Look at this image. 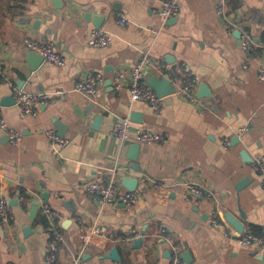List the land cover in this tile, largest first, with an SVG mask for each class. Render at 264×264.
Listing matches in <instances>:
<instances>
[{
  "label": "crops",
  "instance_id": "obj_1",
  "mask_svg": "<svg viewBox=\"0 0 264 264\" xmlns=\"http://www.w3.org/2000/svg\"><path fill=\"white\" fill-rule=\"evenodd\" d=\"M162 1L0 0V101L7 95L15 100L17 90L66 91L36 104L35 113L24 118L15 102L0 106L5 121L21 135L13 143L0 129V198L13 215L6 222L0 219V264H45V203L61 214L64 240L58 264H71L77 256L80 264H170V241L181 244V254L189 250L191 262L184 264H262V253L238 243L240 233L224 213L238 219L241 233L264 230V188L260 174L246 161L264 159V79H259L264 0L227 2L230 20L260 39L253 53L244 51L235 30L225 27L215 10L217 0H177V15L166 21L158 15ZM92 28L109 31L114 40L105 47L90 45ZM30 39L51 41L65 64L43 58L30 73ZM143 53L163 68L146 76H197L210 95L193 102L175 91L160 98L159 111L132 101L128 86L116 89L112 81ZM89 72H102L103 80L86 97L73 88ZM97 115L101 120L95 129ZM119 117L132 122L126 140L110 133ZM139 127L163 135L164 141L137 142L134 129ZM48 128L69 142L60 147L48 140ZM226 138L230 145L224 147ZM135 143L139 147L133 162L129 154ZM124 177L138 179L133 206L104 203L86 193L85 183L93 178L128 191L121 184ZM186 183L203 186L213 197L184 198ZM212 208L219 210L223 227L209 222ZM76 217L86 227L109 231L111 238L93 237L83 249ZM160 225L166 228L163 238L156 236ZM130 229L142 233L139 248H132L133 240H122ZM112 247L118 250L117 260L102 256Z\"/></svg>",
  "mask_w": 264,
  "mask_h": 264
},
{
  "label": "built area",
  "instance_id": "obj_2",
  "mask_svg": "<svg viewBox=\"0 0 264 264\" xmlns=\"http://www.w3.org/2000/svg\"><path fill=\"white\" fill-rule=\"evenodd\" d=\"M227 2L228 0H217L216 12L224 18L225 27L229 30H238L240 33V46L244 51L247 52H258L259 44L255 41L251 32L243 25L236 24L235 21L230 20L227 14ZM179 5L177 0H164L162 1L161 8L158 10V15L166 21L177 15ZM119 22L124 24L126 18L121 15ZM114 36L107 30L102 28H92L88 33V43L94 47H105L112 43ZM27 46L30 50L37 52L42 55L45 61L48 63L62 66L65 64V58L61 53H58L54 49V45L51 41H39V40H27ZM149 70L156 72H162L163 68L153 61L148 53L138 59L133 65L125 70L118 71L112 81L113 86L119 89L123 85H127L130 93V99L132 101H141L150 105L155 111H159L161 108L160 97H158L154 89L149 86L145 80L146 73ZM259 79H264V65L259 68ZM103 80L102 72H89L84 78L75 82L73 90L81 93L86 97H91L96 91V88ZM169 81L174 87L175 91L178 92L182 97L189 101H198L196 95V89L199 84L197 76L184 75V76H172ZM66 93L65 90L56 89L51 92L35 91L25 92L17 90L14 92L15 106L17 107L20 118H24L28 115L35 113L34 108L38 103L45 102L50 96L62 95ZM0 129L5 131L9 139L13 143H17L21 135L18 131L11 128L3 118L0 111ZM132 130V122L129 117L117 118L110 129V133L120 140H126L130 137ZM246 130V127L241 128L240 132ZM46 138L60 147L65 146L69 140L61 136L54 128H48L44 130ZM134 139L139 143H153L163 142L164 136L156 133L150 128L139 127L134 129ZM224 147L230 145V139L226 138L223 141ZM251 167L260 174L261 185L264 188V159L256 158L251 161ZM3 183L0 180V189ZM85 190L88 195L98 196L104 203H115L121 202L128 206H133L137 202V196L132 191H120L117 190L114 185L110 182H106L97 178H93L85 183ZM203 196L213 197V194L201 185L193 183L185 184V191L183 197L188 199L190 196ZM42 213L47 217L48 220V233L49 238L46 243V253L44 256L45 264H58L57 252L61 243L64 240L59 219L61 214L52 209L48 204L41 206ZM13 218L7 201L4 198H0V219L2 221H8ZM208 220L216 228H221L224 225V221L220 219V212L217 208H212L208 214ZM78 227L80 228V239L82 248L84 249L93 237H99L103 239L111 238V233L107 230H102L97 225L86 227L83 224V220L80 217H76ZM166 233V228L160 225L159 231L156 236L163 238ZM142 236L136 229H130L122 238L123 241H132L134 238ZM237 241L240 245L248 248H254L260 253L264 254V230L260 233L254 232H243L240 233ZM169 254L170 264H184L182 259V247L179 242H169ZM71 264H80V257L77 256L73 259Z\"/></svg>",
  "mask_w": 264,
  "mask_h": 264
},
{
  "label": "water",
  "instance_id": "obj_3",
  "mask_svg": "<svg viewBox=\"0 0 264 264\" xmlns=\"http://www.w3.org/2000/svg\"><path fill=\"white\" fill-rule=\"evenodd\" d=\"M90 13H86L85 17L88 20V16ZM91 19H97L99 20V18L95 15H90ZM174 19V17L170 18L169 20ZM96 26V25H95ZM97 27V26H96ZM233 35L238 39V42L240 43V33L239 31L235 30L233 32ZM256 42H259L260 39L259 38H255ZM167 60L169 59V57H166ZM26 61L29 62V71L30 73L35 71L37 69V67L39 66V64L43 61V56L38 54L37 52L30 50V52L28 53L27 57H26ZM168 62V61H167ZM146 82L148 85H150L156 95L158 97H164L167 96L169 94H172L175 92L174 87H172L169 79L167 77H157L155 75H147L146 76ZM210 95V91L208 86L206 85V83H200L199 87H198V91H197V96L198 97H206ZM15 100L13 99L12 95H7L4 96L1 101H0V106L1 105H10V104H14ZM135 115V114H134ZM101 120V116L97 115L94 118V128L97 129L98 128V124L100 123ZM131 120L134 121H140V119L135 118L134 116L131 117ZM236 140V137H233L231 139V142L233 143ZM138 147L139 144L135 143L130 147V154H129V158L134 162L136 160V156H137V151H138ZM242 154H244L246 156L245 152H242ZM246 161H252V159H250V157L246 159ZM133 167L137 168V166L135 165V163H132ZM138 179L136 177H124L121 179V184L122 186L128 190V191H132L134 192V190L136 189V185H137ZM224 217L227 220V222L238 232L241 233L243 231V225L238 221V219H236L233 215L229 214V213H224ZM28 229V228H26ZM143 242V237H137L133 239L132 242V248H139L142 245ZM167 255L170 256L169 252H167ZM103 257H108V258H112V259H119V255H118V250L116 247H112L110 248L106 253H103L102 255ZM182 259L187 262L190 263L191 262V255L189 250H185L182 253ZM262 261V264H264V255L261 254L260 258Z\"/></svg>",
  "mask_w": 264,
  "mask_h": 264
},
{
  "label": "trees",
  "instance_id": "obj_4",
  "mask_svg": "<svg viewBox=\"0 0 264 264\" xmlns=\"http://www.w3.org/2000/svg\"><path fill=\"white\" fill-rule=\"evenodd\" d=\"M254 21V20H253ZM261 42L264 44V31L262 32L261 36H260ZM255 233V232H254ZM159 240V239H157Z\"/></svg>",
  "mask_w": 264,
  "mask_h": 264
}]
</instances>
